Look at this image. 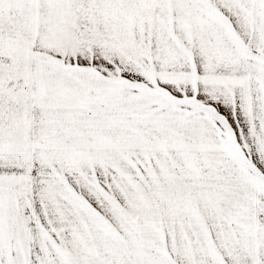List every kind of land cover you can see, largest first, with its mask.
Instances as JSON below:
<instances>
[{"label":"snow or ice","instance_id":"6c2138e0","mask_svg":"<svg viewBox=\"0 0 264 264\" xmlns=\"http://www.w3.org/2000/svg\"><path fill=\"white\" fill-rule=\"evenodd\" d=\"M0 264H264V0H0Z\"/></svg>","mask_w":264,"mask_h":264}]
</instances>
